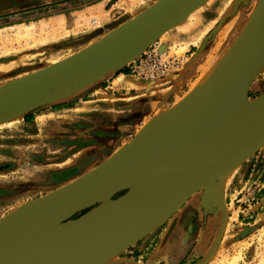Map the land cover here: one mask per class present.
Instances as JSON below:
<instances>
[{
	"label": "rangeland",
	"instance_id": "rangeland-1",
	"mask_svg": "<svg viewBox=\"0 0 264 264\" xmlns=\"http://www.w3.org/2000/svg\"><path fill=\"white\" fill-rule=\"evenodd\" d=\"M157 1L43 0L33 13L23 9L0 15V93H13L15 86L34 72L84 52L89 43L109 32L138 31L128 26L142 29L140 25L128 24L142 20ZM257 3L258 0L209 1L215 13L216 32L226 18L231 20L225 27L228 31L222 29L217 34V44L206 49L203 60L185 54L190 41L198 42L199 27L202 31L208 25H202L205 8L200 5L195 15H191L195 10L190 12V17L185 15L157 41H161L160 52L185 58L181 67L166 77L147 79L132 74L139 79L138 84H133L135 87L128 82H115L112 87L102 89L100 79L82 83L91 72L69 98L1 121L0 220L98 166L125 148L157 113L173 108L228 50V46L221 47L223 43L219 39L224 40L227 35L233 41L252 18ZM185 20L187 23L183 25ZM193 28L198 34L191 40L178 38ZM131 62L117 74L124 69L130 72ZM171 84H175L173 92L161 97L160 89L163 91ZM263 92L264 66L250 87V100ZM62 103L77 105L68 111L54 109ZM33 112L34 118L27 121L25 116ZM215 184L224 186L225 207L207 208L204 221L199 212L202 201L199 192L162 223L108 250L107 264H264V147ZM131 189L119 192L112 199L123 198ZM101 205L102 202L92 205L70 219ZM180 218L182 228L178 223ZM170 241L172 246L168 245Z\"/></svg>",
	"mask_w": 264,
	"mask_h": 264
},
{
	"label": "water",
	"instance_id": "water-1",
	"mask_svg": "<svg viewBox=\"0 0 264 264\" xmlns=\"http://www.w3.org/2000/svg\"><path fill=\"white\" fill-rule=\"evenodd\" d=\"M174 1L158 0L144 13L142 20L133 22H144L146 26L151 23V26H148L147 33L137 45L120 56L99 50H86L34 72L19 83H28L27 88L14 89L0 104V122L24 112L21 108L24 102L37 91L44 80L56 72L84 63L103 62L105 65L92 74L94 78L91 79V75L88 79L98 81L109 72L125 67V64L140 57L149 46L157 42L166 30L180 23L185 15L188 16L204 3V0H194L188 10L173 15L169 13V8ZM263 57L264 11L252 31L246 64L240 79V101L252 108L247 119L217 133L168 142L160 150L151 146L134 149L131 141L122 151L111 155L70 183L20 206L0 220V264H29L59 240L85 229L100 226L116 218L141 219L161 212L146 229L152 228L181 209L199 192H202L201 203L206 210L209 207H225L224 186L216 185L215 182L226 177L264 146V92L252 100L249 98L250 87L264 66ZM197 164L209 166L201 169L193 179L170 190L155 191L147 200L127 202L107 210L97 208L77 219H70L78 212L107 198L112 199L119 192L156 174ZM128 233H115L95 242L89 248L82 249L80 255L104 248ZM12 256L16 258L8 263L7 260ZM68 262L69 260H65L62 264Z\"/></svg>",
	"mask_w": 264,
	"mask_h": 264
},
{
	"label": "bare ground",
	"instance_id": "bare-ground-1",
	"mask_svg": "<svg viewBox=\"0 0 264 264\" xmlns=\"http://www.w3.org/2000/svg\"><path fill=\"white\" fill-rule=\"evenodd\" d=\"M176 1L173 2V7L169 8L170 14L177 15L182 13L188 10L195 2L194 0ZM182 3L185 4L181 5ZM263 11L264 0H258L252 18L235 36L228 50L206 69L205 75L203 73L202 78H199L192 85L189 92L173 108L157 113L158 115L152 121L150 120L139 130L131 142L134 149L151 146L155 150H160L168 142L173 143L185 138L230 129L250 116L252 108L242 104L239 98L241 91L240 79L245 68L252 31ZM128 25H140L142 29L128 26V28H134L138 31L121 30L109 32L100 40L89 43L86 49L104 51L113 56H120L123 52L137 45L148 31V26L141 23H129ZM223 31L226 33L228 30L225 29ZM223 31L222 33L224 34ZM183 49L186 48L183 47ZM104 65L103 62H90L54 73L44 80L37 91L24 102L21 107L22 111L69 98L86 76L91 72L93 74ZM88 79L82 83H85ZM27 87L28 83H23L14 89L22 90ZM7 97L8 94L0 93V104ZM123 148L116 153L122 151ZM208 166L206 164H197L156 174L136 184L119 201L107 198L102 202L99 209L107 210L127 202L147 200L155 191L170 190L181 183L193 179L201 169ZM160 177H162L161 180L155 181V179ZM160 214L161 212L141 219L116 218L104 222L100 226L85 229L73 236L59 240L46 253L29 264H62L65 260H69L68 264H107L109 262L108 250H113L120 244L130 241V238L148 228ZM124 231L129 233L112 241L106 247L80 255L82 249L85 250L95 242ZM14 258L16 257L12 256L7 262H11Z\"/></svg>",
	"mask_w": 264,
	"mask_h": 264
},
{
	"label": "crops",
	"instance_id": "crops-1",
	"mask_svg": "<svg viewBox=\"0 0 264 264\" xmlns=\"http://www.w3.org/2000/svg\"><path fill=\"white\" fill-rule=\"evenodd\" d=\"M41 1H43V0H0V15H11L12 13H17L20 10H23V9H30L31 12L33 13V12L36 11V8L39 9L38 7L41 5ZM70 1L72 2L73 0H70ZM178 1L179 0H177L176 2H178ZM209 1L210 0H207L206 3L201 4L202 8H205V12H202V14H201L202 21H203L202 25H206V24H208V25L205 26V28H203L202 31H201L200 27H199V30H198L199 32L196 31L193 28V29H191L189 31L188 34H185L187 32H184L183 34H181L178 37L179 39H182V40L187 39V38H188V40H191V38L195 34L199 33L196 36V39L198 38V42L190 41L189 44L187 45V50H186L185 54L189 58L197 56V59L201 58L203 60L204 59V55L206 54L205 53L206 49H210L211 47H213V46H215L217 44V42H218L217 34L222 29H225L226 24L231 20V18H228V19L226 18L225 21L223 22L224 24L222 23V25L219 27V30H217L218 32H216L215 31L216 30V25H214V24H217V23H215L216 22L215 16H214L215 13L213 14L214 11H213V8H211V5L209 4ZM72 3H74V2H72ZM172 7H173V5H172ZM199 9H195V12H192L191 15L194 14V13L196 14V12ZM201 17H200V19H201ZM186 22L187 21L185 20L183 25H186ZM194 30H195V32H193ZM214 31L216 32V34L214 33ZM222 40L223 39H221V40L219 39V41L223 43L221 47H227V46L230 47V45L232 43V39H228L227 35H226L224 40L223 41ZM159 44H160L159 47H161V41L159 42ZM183 59H185V58H183ZM183 61H185V60H183ZM122 68H125V67H122ZM117 71H113L111 73H108V75H106L102 79H100L99 82L102 85L101 86L102 89H106L108 87H112L111 84H115V82H117L118 84H123L124 82H128L131 85V87H135V86H133V84H138L139 83L138 82L139 79L133 78L132 74H127V73H123V72H120V73L117 74ZM260 72H259V74H260ZM111 79H112V81H111ZM106 82H109V84L105 85ZM169 83H171V81H169ZM174 86H175V84H171V86L168 87L169 89L166 88V89H163V91H161V89H160L161 97L162 96L164 97V96L170 94L171 92H173ZM159 102H160V100H159ZM75 105H77V104L66 103L65 105L61 106L57 110H60V111L61 110H66V111L72 110L73 108L76 107ZM191 199H192V197L186 202V204H188L191 201ZM186 204L184 206H186ZM200 206L201 207L199 208V212L200 213L202 212L203 219H204V221H206L208 210H206V207L203 206L202 203H200ZM182 215L184 216V218H187V216L185 217L184 214H182ZM184 218L182 217V219H184ZM182 222H183V220H181V218H180V221L178 223H180L179 225L181 226V228L183 227V223ZM171 244H173V243L170 241L168 245L172 246Z\"/></svg>",
	"mask_w": 264,
	"mask_h": 264
},
{
	"label": "built area",
	"instance_id": "built-area-1",
	"mask_svg": "<svg viewBox=\"0 0 264 264\" xmlns=\"http://www.w3.org/2000/svg\"><path fill=\"white\" fill-rule=\"evenodd\" d=\"M158 44L155 42L149 46L140 57L128 65L131 74L155 79L166 77L171 71L181 67L183 57L160 52Z\"/></svg>",
	"mask_w": 264,
	"mask_h": 264
},
{
	"label": "trees",
	"instance_id": "trees-1",
	"mask_svg": "<svg viewBox=\"0 0 264 264\" xmlns=\"http://www.w3.org/2000/svg\"><path fill=\"white\" fill-rule=\"evenodd\" d=\"M121 72H123V73H127V74H130V72L127 70V69H124L123 71H121ZM66 103H62L61 105H58V106H56V107H54V109H58V108H60L61 106H63V105H65ZM34 112L33 113H29V114H27L26 116H25V119L27 120V121H29L31 118H34ZM30 118V119H29Z\"/></svg>",
	"mask_w": 264,
	"mask_h": 264
},
{
	"label": "flooded vegetation",
	"instance_id": "flooded-vegetation-1",
	"mask_svg": "<svg viewBox=\"0 0 264 264\" xmlns=\"http://www.w3.org/2000/svg\"><path fill=\"white\" fill-rule=\"evenodd\" d=\"M57 110V109H56ZM79 213V212H78Z\"/></svg>",
	"mask_w": 264,
	"mask_h": 264
}]
</instances>
